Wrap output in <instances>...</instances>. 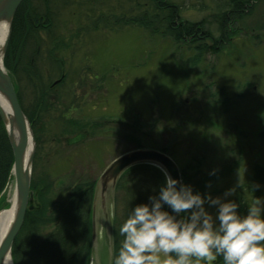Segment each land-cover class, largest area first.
Listing matches in <instances>:
<instances>
[{
  "label": "rangeland",
  "instance_id": "obj_1",
  "mask_svg": "<svg viewBox=\"0 0 264 264\" xmlns=\"http://www.w3.org/2000/svg\"><path fill=\"white\" fill-rule=\"evenodd\" d=\"M49 1L56 30L40 35L45 39L61 33L63 45L70 44L61 53L65 83L52 92L59 99L49 102L44 112L40 106L36 109L35 87L27 72L21 69L15 75L26 109L35 108L38 116L32 127L36 142L32 169L41 189L52 196L54 188L66 190L78 179H98L113 158L135 147L126 136L132 131L126 124L135 121L140 130L135 136L143 143L166 146L181 170L192 174L196 164L209 176L197 191L201 195L223 197L234 188L226 199L244 192L250 203L253 198L264 201V174L256 178V168L264 169V0H254L243 15L234 12L223 37L216 19L226 10L222 6L226 0H173L181 6L183 19L204 21L214 36L208 43L211 48L203 53L173 37L150 35L136 24L114 26L110 19L109 26L95 25L99 14L114 11L116 19L122 15L126 20L124 14L135 0ZM45 58L39 65L51 67L54 75L44 78L50 85L59 78L54 70L61 67L52 62L44 66ZM90 71L103 78L87 81L90 88L83 94L80 77L85 79ZM222 89L227 106L219 101ZM65 113L79 126L99 125L88 128L90 137L68 144L65 138L73 132ZM113 119L123 121L119 130H113L118 125ZM13 189L11 175L0 193V212L11 206ZM69 189L58 193L59 199ZM37 193L31 191L30 209L38 204ZM111 203L115 215L116 201ZM205 207L215 212L214 207ZM102 225L103 221L98 251L91 244L88 264H109Z\"/></svg>",
  "mask_w": 264,
  "mask_h": 264
},
{
  "label": "trees",
  "instance_id": "obj_2",
  "mask_svg": "<svg viewBox=\"0 0 264 264\" xmlns=\"http://www.w3.org/2000/svg\"><path fill=\"white\" fill-rule=\"evenodd\" d=\"M253 1L226 0L225 3H222L226 10L221 18L217 17L216 19L217 28L221 31L222 37L225 35L227 26L232 24L229 21L232 14L237 12L236 15H243ZM130 10L124 14L127 17L126 20L122 18V15L116 19L118 15L115 14V11L108 14L103 13L102 16L99 14L95 25L96 23L103 25L107 23L109 26L110 19H112L114 26L119 22L126 25L136 24L143 27L150 35L159 34L173 37L177 43H187L188 46L194 47L201 53L207 52L211 48L208 43L214 40V36L204 21L194 22L183 19L181 6L173 0H135V4ZM53 11L49 0H24L14 16L11 37L5 56V66L14 80L19 70L22 69L27 72L28 79L35 87V99L39 98L36 103L39 104L40 111L43 112L50 102L49 94L53 92L50 86L45 83L44 78L45 75L51 74L53 71L51 67L41 68L39 63L42 61V56L45 55L47 57L45 59L48 61L43 62L44 66H47L48 63L51 66L52 62L55 66L61 67L59 71H63L65 60L61 53L65 46H70V44L63 45L66 39L64 38L65 35L61 33L49 38L46 34L45 39L40 35L42 31L46 33L47 30L49 32L56 30H53L55 27L51 17ZM133 12H137L135 16ZM103 18L108 22L104 21ZM68 39L73 40L72 37ZM65 80L66 75L61 85L65 83ZM16 88L25 113L31 122L36 120L38 117L35 115L36 109L34 108V112H29L26 109L20 85L17 86L16 84ZM218 93L220 94V103L227 106L228 98L225 91L222 89ZM132 123L128 128L132 131H128L126 136L135 142V148L143 147L147 142L143 143L141 139L135 136L140 130L136 128L135 121ZM148 146L170 154L166 146L156 147V145L151 144ZM170 155L172 156V154ZM12 164V149L6 130L1 125L0 193L8 182ZM199 168L195 164L193 170L196 172L192 174L185 172L184 169L181 170L183 183L194 187V193L201 189L203 180L209 177L198 171ZM256 169V178H259L264 174V169ZM199 174L202 175V180L198 176ZM163 183L164 173L152 164L135 165L122 175L117 184L118 196L116 197L114 218L115 252L123 239L119 235V227L127 218L131 208L142 203H149V196L156 195ZM69 186L70 189L60 191L54 188V191L52 190L53 195L49 196L48 191L44 187L41 189L33 179L32 189L38 191V206L27 211L24 224L14 242L12 252L15 264H88L91 249V220L95 183L80 181L74 186L71 184ZM68 189L69 192L65 198L59 199L58 193L64 194ZM233 201L239 205L237 209L239 213L242 215L247 213V205L250 204L249 195L239 192ZM214 264H223V262L218 258Z\"/></svg>",
  "mask_w": 264,
  "mask_h": 264
},
{
  "label": "clouds",
  "instance_id": "obj_3",
  "mask_svg": "<svg viewBox=\"0 0 264 264\" xmlns=\"http://www.w3.org/2000/svg\"><path fill=\"white\" fill-rule=\"evenodd\" d=\"M163 173L158 193L131 208L120 225L123 239L114 255L108 238L109 264H214L218 258L223 264H264V201L253 198L242 215L226 199L234 188L223 197L201 195Z\"/></svg>",
  "mask_w": 264,
  "mask_h": 264
},
{
  "label": "water",
  "instance_id": "obj_4",
  "mask_svg": "<svg viewBox=\"0 0 264 264\" xmlns=\"http://www.w3.org/2000/svg\"><path fill=\"white\" fill-rule=\"evenodd\" d=\"M22 2L23 0H0V23L8 25V35L1 49L3 57L9 43L14 16ZM0 95L6 100L11 110V114L7 115L0 105V118L6 127L14 157L12 173L15 181L16 202L13 222L0 244V264H4L6 258L12 253L13 243L23 226L28 211L35 140L30 121L21 107L12 78L3 62L0 63ZM30 144L31 148L28 151ZM142 163L155 165L162 171L166 169L172 178L183 182L176 161L160 150L151 148L136 149L116 158L101 175L96 189L92 219V238L95 252L98 251L96 245L101 221H103L101 227H104L107 243L110 237L112 245L111 198L119 177L128 168ZM166 210L170 211V209ZM105 217L108 218L105 219ZM96 264H99V262Z\"/></svg>",
  "mask_w": 264,
  "mask_h": 264
},
{
  "label": "flooded vegetation",
  "instance_id": "obj_5",
  "mask_svg": "<svg viewBox=\"0 0 264 264\" xmlns=\"http://www.w3.org/2000/svg\"><path fill=\"white\" fill-rule=\"evenodd\" d=\"M89 27V26H88ZM54 72H56V76L57 77H59L58 79H55L49 86H50V88L53 90V91H55L56 89H55V87H59V86H61V83L63 82V79H64V77H65V72H63V71H61V72H59V71H55L54 70ZM93 71H90V73H86V77H85V79H83V78H81L80 77V80H81V83H85V84H83V86L82 87H84L83 88V90H84V92H83V94L90 88V87H88L89 86V83L87 82V81H89V80H93V79H96V80H100L101 78H103L102 76H99V75H97V74H95V73H92ZM48 75V74H47ZM53 75H54V73H53ZM85 80V81H84ZM60 84V85H59ZM37 94V93H36ZM49 97H50V102L52 101V100H56L57 98H59L58 96L56 97V96H54L53 95V93H50L49 94ZM37 99H39V98H36L35 99V102H37ZM58 100V99H57ZM76 100H78V99H76ZM39 104L38 103H36V105H35V108L37 109L39 106H38ZM50 105V104H49ZM64 116L66 117L65 119H66V121H68V123L70 124V127H69V129L73 132V134L72 133H70V134H72L71 136H68V137H66L65 139H66V141H67V143L68 144H70V143H76V142H80V141H82V140H84V139H86L87 137H90V135L92 134V131L91 130H94V126L95 127H97L98 125H99V122H93V123H91V124H89V122H87V123H84L82 126L80 125L79 126V122L77 121V120H75V119H72V117L70 116V114L69 113H65L64 114ZM112 122H114V123H116V124H118L115 128H113V130L114 131H116V130H119L120 128H121V126H122V122L123 121H121V120H119V119H113L112 120ZM35 124H36V120L34 119V121H32V127H34V128H36L35 127ZM107 124L108 123H106V125L105 126H107ZM125 124V123H124ZM129 125H130V123L129 124H126V129H128L129 128ZM101 126V125H100ZM88 128H91V130H89ZM36 135V134H35ZM110 136V135H109ZM104 138V137H103ZM111 144H112V142H111ZM35 145H36V142H35ZM114 145H116V144H113V146ZM119 146V145H118ZM117 146V147H118ZM136 146V145H135ZM148 146V144H146V145H144L143 147H147ZM115 147V146H114ZM133 149H136L135 147L134 148H132V149H129V150H126L125 152H121L119 155H121V154H123V153H126V152H129V151H131V150H133ZM118 155V156H119ZM118 156H116V157H118ZM115 157V158H116ZM115 158H113L111 161H113ZM110 161V162H111ZM109 162V163H110ZM108 163V164H109ZM107 167V166H106ZM105 167V168H106ZM105 168H103V172H104V170H105ZM102 172V173H103ZM126 172V171H125ZM124 172V173H125ZM102 173L100 174V176L102 175ZM123 173V174H124ZM99 176V177H100ZM122 177V176H121ZM97 180L98 179H88V178H83V179H78V180H76V181H73V183L71 184L72 186H74V185H76L78 182H80V181H87V182H94L95 183V186H96V182H97ZM120 180V179H119ZM119 182V181H118ZM117 190V189H116Z\"/></svg>",
  "mask_w": 264,
  "mask_h": 264
},
{
  "label": "bare ground",
  "instance_id": "obj_6",
  "mask_svg": "<svg viewBox=\"0 0 264 264\" xmlns=\"http://www.w3.org/2000/svg\"><path fill=\"white\" fill-rule=\"evenodd\" d=\"M7 35H8V25L0 23V63L3 62V55L1 53V49H2V46L5 42V40H6ZM0 105L2 106L4 111L7 113V115L11 114V110L9 108V105L6 102V100L3 98L2 95H0ZM30 148H31V144H30V147L28 148V151L30 150ZM15 205H16V202H15V188H14L12 190L11 206L0 212V244H1L3 238L5 237L6 233L8 232V230H9V228L13 222L14 214H15V207H16ZM9 259L11 260V264H14L11 255H9L6 258L4 264H6V262Z\"/></svg>",
  "mask_w": 264,
  "mask_h": 264
}]
</instances>
